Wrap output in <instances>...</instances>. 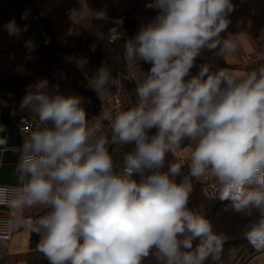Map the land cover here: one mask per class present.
<instances>
[{
	"label": "clouds",
	"instance_id": "obj_1",
	"mask_svg": "<svg viewBox=\"0 0 264 264\" xmlns=\"http://www.w3.org/2000/svg\"><path fill=\"white\" fill-rule=\"evenodd\" d=\"M146 7L158 14L124 42L128 61L151 65L133 106H104L89 120L81 97L50 94L47 80L22 100L38 125L20 148L21 187L8 204L48 209L32 227L48 264H144L150 257L155 264H205L210 257L220 264L226 237L189 206L192 179L202 177L246 218L244 238L264 251V64L243 75L203 64L190 76L202 50L224 59L236 51L237 41L221 35L232 0H151ZM4 27L10 36L22 32L14 20ZM120 85L107 67L90 81L100 97ZM185 142L192 150L182 174L185 162L166 167V157ZM6 143L0 137V146ZM113 150L122 152L121 163Z\"/></svg>",
	"mask_w": 264,
	"mask_h": 264
},
{
	"label": "rangeland",
	"instance_id": "obj_2",
	"mask_svg": "<svg viewBox=\"0 0 264 264\" xmlns=\"http://www.w3.org/2000/svg\"><path fill=\"white\" fill-rule=\"evenodd\" d=\"M51 1L0 0V68L1 61L7 59L11 62L9 69L25 72L38 81L47 80L48 87L55 86L67 94L75 91L87 93L95 110L96 98L83 88V72H89L87 67H90V57L91 67L106 66L113 77L121 80L126 103L133 106L136 102V85L148 73L151 65L143 61L131 62L125 57L124 42L135 36L129 25V0H119L118 4L112 3V0H71L72 4L64 0L67 2L61 4L60 8L56 4L49 7L47 14L46 3ZM82 9L86 13L83 19ZM71 12L77 16L74 21L68 22L65 17ZM12 20L22 29L19 36H10L4 27ZM56 28L63 39V46L59 50L55 48ZM112 35H116L114 41L110 40ZM66 37L68 41L65 42ZM70 38L73 40L70 41ZM26 41L32 42L31 49L26 46ZM44 45H48L53 54L46 53ZM80 45L88 50L83 51ZM69 46L77 47L71 49ZM81 58L87 60L86 64L79 67L80 70L85 69L82 72L73 68V64L76 65ZM151 131L154 133L155 129ZM125 148L130 150L131 146ZM169 155L166 157V167L169 162L176 163ZM176 180L179 182V177ZM230 203L219 200L218 196L209 198L199 188H195L189 206L205 215L214 230L226 237L220 264H264V251H257L244 238L246 218L234 213ZM47 211L41 205L23 210V218L28 224L18 228L11 241H0V264H48L43 254L37 251L40 237L32 231L35 222ZM3 215L1 212L0 216ZM197 242H193V247ZM144 264L155 262L150 257ZM205 264L214 262L210 257Z\"/></svg>",
	"mask_w": 264,
	"mask_h": 264
},
{
	"label": "crops",
	"instance_id": "obj_3",
	"mask_svg": "<svg viewBox=\"0 0 264 264\" xmlns=\"http://www.w3.org/2000/svg\"><path fill=\"white\" fill-rule=\"evenodd\" d=\"M67 1L72 4L71 0ZM66 2H64V0H52L49 4L46 3L47 9L45 12L49 14V7L56 4V7L60 8V5ZM129 2V25L133 35H136L142 25H146L155 18L158 14V10L146 7V5L151 3V0H129ZM232 4L234 5V9L228 16V19L230 20L228 29L221 35L224 38L231 35L237 41L236 51L224 59L223 57L216 56L215 53L217 50H202L200 55L195 60L194 67L190 70V76L196 75L200 70V66L203 64L210 65L212 71L224 67L236 75H243L244 73L259 67L261 64H264V0H232ZM76 16L77 15L73 12L68 13L65 20L67 19L68 22L74 21ZM56 36L57 45L62 47V35L57 28ZM67 37L65 42L68 41ZM72 40L73 38H70V41ZM77 46L69 47L74 49ZM80 46H82L83 51L88 50V48H84V45ZM88 58L90 59V57ZM89 59L88 63L90 67H87L89 72H83V88H85L88 92L93 93L94 97L98 101L101 97L90 86V81L101 67L106 66L101 65L91 67V59ZM1 63L0 125H3L6 131L4 133H0V137L6 138L7 143L4 146H0V185L19 187L21 184L18 181L15 170L19 162L20 148L22 147L24 139L21 130L15 123V115L18 111H24L38 120L37 117L34 116V114H32L28 109L21 108L24 96L27 94L30 87L32 90H35V84L38 79L31 78L25 72L20 70L9 69V67H11V62L7 59L2 60ZM76 66L79 69L77 64ZM83 70L85 69L81 68L80 71L82 72ZM50 88L51 87H48L47 90L52 92V94L58 93L65 96L75 95L81 97V106L84 108L87 118L92 120L97 117L96 109L94 110L91 105L89 101L90 98L87 93L75 91L67 94L59 91L55 86L51 88L52 91ZM103 131L105 134H110L109 131L104 129ZM124 150L127 151L126 149ZM191 150L192 146L185 142L180 148L175 149L170 155L175 160L177 157L190 155ZM113 156L117 164L121 163V151L113 150ZM1 212L2 210L0 209V213Z\"/></svg>",
	"mask_w": 264,
	"mask_h": 264
},
{
	"label": "built area",
	"instance_id": "obj_4",
	"mask_svg": "<svg viewBox=\"0 0 264 264\" xmlns=\"http://www.w3.org/2000/svg\"><path fill=\"white\" fill-rule=\"evenodd\" d=\"M119 0H112V3L118 4ZM116 35H112L111 41H114ZM109 93L102 96L96 102V114H99L102 111V108L109 107L113 112L118 110L127 109V104L125 100V89L120 85L119 89L116 86H109ZM15 123L21 130L23 134V139H25L33 130L36 129L38 125V120L28 115L24 111H18L15 115ZM104 130L109 131L110 129L105 124ZM24 141V140H23ZM190 155L177 157L175 158V162H185V166L183 168L184 172L182 174L188 173L187 161ZM182 178V176H181ZM180 178V179H181ZM214 181L209 177H202L199 180L192 179L193 189L199 188L207 197L215 198L217 194L213 189ZM19 187L0 185V209L3 212V216H0V241L1 242H9L11 241L13 234L15 231L28 224L23 218V210H15L9 207L8 201L12 198L15 190H18Z\"/></svg>",
	"mask_w": 264,
	"mask_h": 264
},
{
	"label": "trees",
	"instance_id": "obj_5",
	"mask_svg": "<svg viewBox=\"0 0 264 264\" xmlns=\"http://www.w3.org/2000/svg\"><path fill=\"white\" fill-rule=\"evenodd\" d=\"M55 48H56L57 50H59V49L62 48V47L56 45ZM44 51H46V53L53 54V52L50 50V47H49L48 45H44ZM73 68L78 69L77 66H76L75 64H73ZM129 107H130V106L127 104V108H129ZM125 149H126V148H125ZM126 150H127V149H126ZM169 156H170V155H169ZM170 158L173 159L171 156H170ZM178 177H179V180H180L181 176H178ZM193 190H194V189H193Z\"/></svg>",
	"mask_w": 264,
	"mask_h": 264
}]
</instances>
